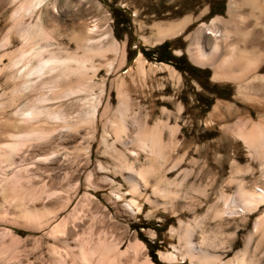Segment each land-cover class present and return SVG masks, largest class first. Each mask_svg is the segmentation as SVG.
<instances>
[{"label": "rangeland", "instance_id": "obj_1", "mask_svg": "<svg viewBox=\"0 0 264 264\" xmlns=\"http://www.w3.org/2000/svg\"><path fill=\"white\" fill-rule=\"evenodd\" d=\"M231 1L44 0L25 13L32 0H0V264H264V199L226 208L264 191V146L247 143L264 131V9ZM229 44L259 59L241 81L215 78ZM30 49L86 67L26 80L14 63ZM152 129L160 155L127 144ZM129 168L153 169L139 194Z\"/></svg>", "mask_w": 264, "mask_h": 264}, {"label": "bare ground", "instance_id": "obj_2", "mask_svg": "<svg viewBox=\"0 0 264 264\" xmlns=\"http://www.w3.org/2000/svg\"><path fill=\"white\" fill-rule=\"evenodd\" d=\"M32 1L33 2L31 4L30 8H28L25 11V13H30L33 9L38 8L43 3L44 0H32ZM231 2L234 3V0H232ZM233 3H230L229 7H228V14L231 17L233 16V12L238 9L237 7H235V8H237L236 10L233 9L232 6H234V4H235V3L234 4ZM239 5L241 7H243V6L247 7L249 10V15L254 16L253 13L255 11H259L260 9H264V0H263V2L261 1V3L258 2V0H241V3H239ZM236 6H238L237 3H236ZM234 13H237V12H234ZM250 18H252V17H250ZM257 18H259V17H257ZM255 19L256 18H254V21H256ZM191 21H192L191 17H186L183 20H181L180 22H177L175 24L170 23V24H166V25L156 26V39L155 40L158 41V43H159V41H161V40L176 37L177 35L180 34L183 27L186 24L190 23ZM216 21L221 23L222 25H224L226 28L228 27L229 28L228 33L231 32V34L233 33L235 36L241 35L242 32H239L236 29V27L230 21H223L221 19H217ZM256 23L258 25L259 22L257 21ZM259 25L263 28V29L261 28L263 31L264 30V24H259ZM85 32H86L85 27L80 26L78 29V34L74 37V39L77 41L78 44L79 43L82 44L85 41H87V35ZM228 33L226 32V34L224 33L223 35H221L224 41H225V39H227ZM257 38H260V36ZM215 42H214L215 44L212 48V51L210 52V54H213V55L218 53L219 48H220L219 45H222L221 44L222 41L220 43L217 41H215ZM258 42H256V43L258 44ZM247 45H245V46L242 45V47H240L239 45L237 46L236 44H229L227 46L226 58L223 62H221L220 65H218L216 67L214 74H216L217 76H215V78H217L219 76L220 78H222V80L225 79V80H230V81H241V79L244 78V76H246V74H248L249 72H252L256 67H258L259 59L250 57V55L247 52V48H246ZM207 55H206V53H204V51H202V49L198 48L197 52L195 54L191 55V59L195 62H202V61L207 59V57H208ZM25 60H26V63H23ZM31 61H33L32 64L30 63ZM72 64L73 65L75 64V66L78 65L82 70L86 67V65L84 64V60H83V62L74 61V63H72L71 58L70 59H66V58L61 59L59 57H56L52 52H49L48 57L44 58L42 51H34L32 49L23 52L20 55L19 59L17 61H15V63H14V65H21L20 73L25 74L24 77L26 80L30 79L31 77H35L36 79H41L43 76H45L47 74L50 75L56 71L70 69V65H72ZM243 88H246V87H243ZM119 124H121V123H119ZM120 126H122V124ZM119 131H121V130H118L117 132L119 133ZM114 132H116V131H114ZM263 132H259V133L254 132V131H253V133L250 132L251 134L249 135V137L247 139V143L251 146H255L256 143L264 146V133ZM117 135H119V134H116V137L118 138ZM159 135H160L159 132L155 129H152L149 131H145V130L141 131L140 130L138 133H135V136L129 142H127V144H130V145L132 144V145H134L138 148L144 149V150L150 149V151L153 154L160 155L161 151H162V147L160 145V136ZM257 153H259V152H257ZM129 172H130L129 175H127V182L130 186L131 192L133 194H139L140 188H139L138 183L140 181L142 182L144 180L145 176H147L148 174H151L153 172V169L152 168H141V169L136 171V170H133L132 168H129ZM141 191H143V192L145 191L144 186H143V190H141ZM263 199H264V191H261V192L255 191L250 196H247L242 191H239L237 196L235 198L233 197V199H231L230 203H228L226 205V208L227 207H230L232 209L240 208L242 211L245 212L247 210L255 209L258 206V204H260L263 201ZM224 213H225V211H224ZM225 215H228V214H225ZM55 228H56V225H54L53 229H55ZM183 241L186 244V249H187L186 253H187L188 257H190L189 259H193V258L196 259L197 257L201 256L202 250H200V249L198 250L194 246V244L192 243V241L190 240V238L187 235H184ZM205 254L206 253H204V255ZM202 258H203V254H202L201 259ZM203 262H204V264L205 263L208 264L209 260L207 259V260H204ZM219 264H232V263L226 262V263H219Z\"/></svg>", "mask_w": 264, "mask_h": 264}, {"label": "trees", "instance_id": "obj_3", "mask_svg": "<svg viewBox=\"0 0 264 264\" xmlns=\"http://www.w3.org/2000/svg\"><path fill=\"white\" fill-rule=\"evenodd\" d=\"M162 61H164V60L163 59H160V58L157 60V62H162Z\"/></svg>", "mask_w": 264, "mask_h": 264}]
</instances>
